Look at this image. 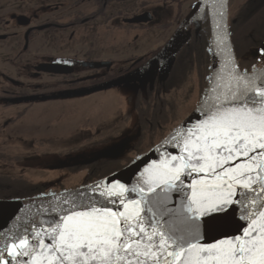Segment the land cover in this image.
I'll return each instance as SVG.
<instances>
[{"label":"snow or ice","instance_id":"1","mask_svg":"<svg viewBox=\"0 0 264 264\" xmlns=\"http://www.w3.org/2000/svg\"><path fill=\"white\" fill-rule=\"evenodd\" d=\"M197 110V123L163 141L177 154L146 167L141 183L93 186L98 195L13 235L0 264H264V69L242 73L229 52Z\"/></svg>","mask_w":264,"mask_h":264},{"label":"flooded vegetation","instance_id":"2","mask_svg":"<svg viewBox=\"0 0 264 264\" xmlns=\"http://www.w3.org/2000/svg\"><path fill=\"white\" fill-rule=\"evenodd\" d=\"M153 1L154 0H46L47 3H43L41 0H38L39 3L37 2V7H35L32 12L30 10L23 11L22 13L10 12L8 14V20L2 23L3 29L8 30L9 33L2 36L0 35V38H3L0 39V41L18 43L19 52L17 57L20 59L27 54L32 56L30 57L32 61L22 66L21 74L16 73L17 77L21 79L14 76V78L7 75L3 76L4 84L10 88H6L7 90L0 89V94L10 99L8 102L4 103L3 106H11L10 101L19 104L29 103L31 98L34 103L41 102L42 95L49 94V92H47V86H43L38 82L41 78L55 79L54 88L51 89L61 91L62 88H66L71 92L122 77L142 67L167 43L198 0H194L186 9L182 7L185 4V1L182 0H160L155 4ZM235 1L236 0L228 1V29L231 24H235V15L237 13H242L246 20H250L256 14H264V0H241L238 3H234ZM171 4L177 8L176 12L173 14L169 13L170 11L168 12V7ZM27 12L30 13L27 14ZM20 17L24 19L18 21L17 19ZM196 18L197 14L194 16V19L182 29L183 35L189 34V42L177 55L172 70L166 80L161 81L156 71L157 75L152 82L147 81L142 84L135 82L115 88L120 89L127 87V103L128 106L131 107V110L135 108L134 103L140 97L145 99L150 94L154 93L156 95H161L170 89L172 78L176 71L177 60L181 57L184 48L190 46L191 42L197 38L195 33ZM204 23L208 24L207 11H205L203 15L201 28ZM14 28L19 31L12 32ZM155 30L162 32V34L170 30L173 32L155 52L153 50L152 52L149 51L148 53H142L140 55L127 54V51L142 44L145 35ZM133 32L135 33L134 36H132ZM138 34L139 38L137 37ZM78 35L81 36L78 37ZM118 36L121 38L117 39ZM131 36L132 38H130ZM119 40L125 43L121 44ZM91 42H93L91 44L92 46H89ZM255 43L256 45L252 46L250 49H258V47L264 43V37L258 42H254V44ZM102 46L104 48H101ZM60 48H66V54L60 53ZM107 48L116 50L115 55L117 60L115 57L100 59H92L89 57L91 49L95 51L97 49L105 50ZM123 58L126 60L122 61L121 59ZM236 60L243 73L253 72L251 69H244L241 67L239 63L240 58L239 60L236 58ZM101 63L109 64V66L99 69L88 68L89 64ZM43 65L64 66L69 69L68 71H70V73L67 75H54L37 72L36 68ZM153 72L151 71L146 78L150 77ZM26 79H28L29 83H26ZM50 100L61 101L59 98ZM143 114L140 116L138 115L137 124L131 125L132 128H135L134 131L130 129V131L126 133L128 136H126L125 139H120L122 142L110 146L107 150L99 152V154H89L92 155V157L82 162V166L84 168L92 167L97 169L102 166V164L108 162H111L110 165L113 166L122 164L124 154L127 152H136L138 150V143L142 140L146 125L152 126L148 121L149 111L146 115L147 117L144 118ZM160 114L162 115L161 111H159L157 117L159 120L155 121L159 129L162 128L159 123L164 122L163 124H165L171 117L169 115L170 117L166 120L163 118L160 120ZM133 135V145H130L128 139H130V137L132 138ZM115 148L118 149L115 150ZM105 152H110V156L108 158H99ZM143 155H140L138 159ZM133 162L122 164L123 166H121L122 168H120V170Z\"/></svg>","mask_w":264,"mask_h":264},{"label":"rangeland","instance_id":"3","mask_svg":"<svg viewBox=\"0 0 264 264\" xmlns=\"http://www.w3.org/2000/svg\"><path fill=\"white\" fill-rule=\"evenodd\" d=\"M159 1L153 2L155 4ZM182 1H185L182 7L186 9L194 0ZM239 1L241 0H236L234 3ZM37 2L38 0H0V35L9 33L8 30L3 29L2 23L8 20L10 12L22 13L27 10L32 12L37 7ZM41 2L47 3L46 0ZM176 9V6L171 4L168 12L173 14ZM13 31L19 30L14 28ZM172 32L170 30L162 34L155 30L145 35L142 44L130 49L127 54L140 55L153 50L155 52ZM134 35L133 32L132 36ZM137 37L139 38V34ZM118 38L121 37L118 36ZM120 43L125 42L120 41ZM18 47V43L0 41L1 90L10 89L4 84L3 76L18 78L16 73L21 74L22 66L32 61V58L30 59L32 56L27 54L19 59ZM261 48H264V43L258 49H250L243 54L239 61L241 67L253 70L254 67L259 69L264 66V60L257 59L258 50ZM66 50V48H60L59 52L66 54ZM115 51L110 48L95 51L91 49L89 57L92 59L116 58ZM156 75L154 71L142 83L152 82ZM54 80V78H41L38 81L43 86H47V92H49L42 95L41 102L34 103L31 98L30 104L10 101L11 106L4 107L3 104L10 99L0 94V175L22 176L31 184L44 185L46 186L45 196L82 186L88 174L87 169L80 167L82 162L122 142L120 139H125L130 129L134 131L135 128L132 126L137 124L138 117L135 108L131 110L128 106L127 87L91 96H74L59 98L61 101H51L49 98L52 96L59 97L70 92L66 88H62L61 91L51 89L54 88ZM26 83H29L28 79ZM204 92L205 90H202L198 80L195 79L187 82L182 88L169 89L162 94L167 104L166 113L172 118L170 117L165 124L159 123L162 127L159 129L156 122L149 120V117L148 121L152 126L146 125L142 140L138 143V150L124 154L122 164L135 161L140 155L157 145L199 105ZM134 135L128 139L130 145H133ZM91 153L93 154L89 155ZM69 166H72L71 169H66ZM100 174H104V171ZM5 258H7L6 253Z\"/></svg>","mask_w":264,"mask_h":264},{"label":"water","instance_id":"4","mask_svg":"<svg viewBox=\"0 0 264 264\" xmlns=\"http://www.w3.org/2000/svg\"><path fill=\"white\" fill-rule=\"evenodd\" d=\"M228 1L229 0H226V7L221 8L220 5L222 3H225V0H198L194 6H202L193 7L190 13L181 22L180 26L175 31V33L161 48V50L137 70L99 85L67 92L65 94H62L63 96L59 97L52 96L50 99H64L74 96H88L119 88L121 86L129 85L135 82L142 83V81H144V79L151 71H157L159 74V79L161 81L166 80L172 70L177 55L180 53L182 48L186 46L189 42V34L183 35L182 29L188 23H190L194 19V16L197 14V18L195 21V33L196 35H198L201 30V22L205 11H207V19L210 33V81H212L214 79L215 72L223 67L224 61L227 58L229 52L237 63L228 29ZM221 12L226 13L227 36L224 39L223 43H219V45L217 46L219 34L215 25L216 22L221 18ZM21 19L23 20L24 18L20 17L17 20L20 21ZM225 44L227 45V48H225ZM213 51H215L216 55H213ZM108 66L109 64L106 63L89 64L88 68L99 69ZM261 69H264V66L257 70ZM68 70V68L59 65H43L36 68L37 72H43L54 75H67L68 73H70V71ZM238 70L242 72L239 68V65ZM245 74L251 75L252 72ZM209 86L210 82L208 88ZM197 109L198 106L190 114H188L170 133H172L175 129L181 126L191 127L194 123H197L198 119L202 118L201 113ZM169 134L166 137H168ZM165 138L130 165L109 176H106L85 186L59 194L41 196L36 198H28L22 200H0V227L13 229V232L11 234L0 237V248L4 247L6 243L10 242L13 238V235L24 234L26 228L31 230V228L34 226V221L36 222V225H39L40 221L48 220L49 218L55 216L61 208L68 206V201H70L71 199L76 198L77 200H81L93 197L94 195H98L93 191V186L95 185H101L102 187L107 188L111 187V184L113 182L119 180L123 182L125 186L129 189L137 186L139 183L142 182L141 173H143L146 167L150 166L153 163H158L165 152L170 154H177L178 150L176 148L172 147L171 145L163 144ZM116 149L118 148H115V150ZM157 149H159V151H157ZM109 156L110 152H105L99 158H108ZM126 195L131 198H138L136 194L132 193L131 191H129ZM169 195L172 197L175 206L179 207L181 201L180 198L176 195V193H169ZM261 200H264V195L261 196ZM44 226L46 227V225ZM213 241L214 234H209L206 238V242L211 243Z\"/></svg>","mask_w":264,"mask_h":264},{"label":"trees","instance_id":"5","mask_svg":"<svg viewBox=\"0 0 264 264\" xmlns=\"http://www.w3.org/2000/svg\"><path fill=\"white\" fill-rule=\"evenodd\" d=\"M235 21V24H231L229 26V34L235 56L239 60V58L245 54L248 49L256 45L254 42H258L263 39L264 14H256L250 20H246L244 19L242 13H237L235 15ZM210 76V33L208 24L204 23L200 33L197 35V38L191 42L190 46L184 48L181 57L177 60L176 71L172 78L170 89L182 88L187 82L196 79L198 80V84L201 86L202 90H205L209 85ZM134 104L135 111L139 116L144 113L143 115L145 118L147 117L146 115L148 111H150L148 115V117H150L149 120H159L157 119L159 111L162 112V115L160 114V120L162 118L166 120L170 117L169 114L166 113L165 107L167 104L166 100L162 97V94H150L145 99L140 97ZM110 164L111 162L104 163L97 169L92 167L84 168L81 165V168L87 169L88 171L83 185L90 184L102 179L103 177L109 176L115 171L117 172L118 169L120 170V168H122L121 166H123L122 164L117 166ZM69 167H66V169L68 168L70 170L72 166ZM103 171L104 174H100ZM45 193L46 186L31 184L22 176L0 175V200L36 198L45 196Z\"/></svg>","mask_w":264,"mask_h":264},{"label":"bare ground","instance_id":"6","mask_svg":"<svg viewBox=\"0 0 264 264\" xmlns=\"http://www.w3.org/2000/svg\"><path fill=\"white\" fill-rule=\"evenodd\" d=\"M0 232L3 233V235H0V237L11 234L13 232V229L0 227Z\"/></svg>","mask_w":264,"mask_h":264}]
</instances>
